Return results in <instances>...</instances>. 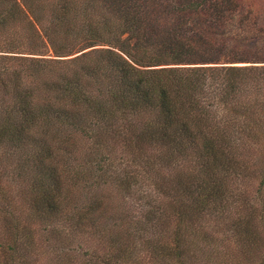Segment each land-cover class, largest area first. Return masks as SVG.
<instances>
[{
  "label": "trees",
  "instance_id": "obj_1",
  "mask_svg": "<svg viewBox=\"0 0 264 264\" xmlns=\"http://www.w3.org/2000/svg\"><path fill=\"white\" fill-rule=\"evenodd\" d=\"M51 2L21 0L20 5V0H0V27H7L8 22L20 25L16 18L19 14L33 20L28 22L29 38H39L42 29L55 57L70 54V49L65 48L72 43L70 37L77 36L74 43H80L79 51L89 49L69 60H55L53 63L65 67L52 80L45 79L44 66L40 64L48 61L33 59H28L33 63L30 67L13 68L6 82L0 80V85L6 87L3 90H12L15 95L11 108L6 105L0 114V149L9 146L17 151L9 166L16 165L14 176L8 175V169L6 174L5 170L0 173V221L7 224L4 228L0 226V264L26 263L14 225L22 209L28 212L29 221L33 218L48 225L57 220L67 222L71 238L95 237L99 220H106L102 201L92 198L73 207H67L66 203L70 187L83 190L97 183L113 186L122 197L131 196V188L141 189V185L155 195L160 194L153 205L150 194L145 195L141 213L140 230L148 228L159 233L158 240L144 242L140 249L148 264H191L190 259L196 264H264V206H255L257 200L251 201L246 192L251 185L246 183H255L253 176L258 168L262 175L257 176L256 186L261 190L255 194L264 190L263 164L258 166L253 161L249 167L252 170L247 171L244 161L236 158L242 155V148L230 149L235 147L233 139L239 134L254 140L256 129L264 127V102L255 95L264 88V59L253 61L261 66L248 69L212 66L241 61L245 56L224 43L231 37L238 38L230 35L231 14L241 8L250 12L251 3L246 0ZM43 8L50 13L47 25L37 17ZM230 20L225 32L221 28ZM207 24L210 27L206 31ZM79 25L87 31L75 32ZM52 27L57 29L53 31ZM59 29L63 35L57 38L54 32ZM9 35L13 37L10 49L20 51L16 33ZM98 45L105 48H93ZM5 53L13 56H0V66L27 59L17 57L15 54H21L18 52ZM69 64H77L80 69ZM4 69L0 72L8 74ZM81 77L96 84L94 93L97 92L99 100L88 102L90 97L82 87ZM23 78L28 79L27 85ZM215 95L222 108L217 110L224 114L220 119L215 118L213 110ZM242 98L252 102L244 103ZM71 108L77 109L80 135L91 134L92 127L98 124L106 128L107 139L111 140L117 138L110 135L121 129L124 124L121 120L139 122L142 127L139 132L132 125L121 131L123 146L130 148L134 159H141L144 155L141 146L149 143L163 149L158 167L163 161L168 165L177 157L185 159L190 152L196 160L184 166L182 174H154L151 182H139L140 175L129 170L122 175L103 172L98 176L99 182H87L91 169L81 176L74 173L67 155L59 159L63 153L77 150L76 144H71L73 137L61 135L65 132L61 127L66 125L63 118H68ZM89 108L90 121H86L84 109ZM237 116L244 121L238 124ZM33 128L50 137L39 142L29 138ZM93 137L92 143L100 147L101 142L96 141L98 133ZM26 171H34L35 175L23 188L17 179L20 177L22 181L21 175ZM20 188L22 191L14 195ZM168 196L175 200H167ZM67 234L64 236L68 238ZM130 246L109 239L106 246H99L97 254L96 248H89L83 254L88 258L82 264H96L103 256L102 264H124L126 258L138 257L137 249L136 254ZM79 248L76 245L72 250L78 254ZM56 250L52 260L58 258V264L71 261L67 254L63 255L62 247ZM42 251L45 253V248Z\"/></svg>",
  "mask_w": 264,
  "mask_h": 264
},
{
  "label": "rangeland",
  "instance_id": "obj_2",
  "mask_svg": "<svg viewBox=\"0 0 264 264\" xmlns=\"http://www.w3.org/2000/svg\"><path fill=\"white\" fill-rule=\"evenodd\" d=\"M39 2H45L52 4L51 1L53 0H38ZM82 2V0H80ZM241 1V0H240ZM247 3L250 2L249 10L250 12L243 11L244 9L241 8V10H238L237 12L231 14L232 19V33L230 35H236L238 38H233L225 40V47L232 46L233 48L236 47V51L244 52L245 56L237 57L242 58L241 61H237L234 63H228V64H212V66H225V67H238V68H244L248 69L251 66H261L262 64L254 63L256 59H264V0H246ZM51 2V3H50ZM21 5V0H20ZM7 10V9H6ZM247 11V10H246ZM5 15L6 13L3 12ZM50 13L48 12V9L45 8L39 10V17L42 19V23L45 21L48 22ZM16 18L18 22H20V25H16L14 23H7V27H0V56H13L12 53H5L7 51L15 52V53H21V54H15L17 57H25L27 58L26 61H18V62H9L6 65L0 66V71L4 69V73L8 74H2L0 72V80L6 82L5 80H8L11 76V69L13 68H28L31 66V63L28 59H33L35 61L38 60H46L48 63H43L42 61L40 64L44 66V77L45 79L52 80L58 76V74L61 72L62 69H64V64L59 65L55 62V60H69L72 59L81 53H84L88 51L89 49H83L79 51L80 43H77L74 41L77 40L76 37H70L69 39L72 40V43L65 46L66 49H70V54L65 57H55L51 48L50 43L48 42L47 38L41 33L38 32V35L40 36L35 40V38H29V35L26 34V31L29 29L28 22L32 20L27 17L25 18L22 15L16 14ZM8 21H11L10 18H7ZM78 17L75 18V20L78 23ZM230 19V17L227 19V21ZM226 21V22H227ZM7 22V21H5ZM33 22V20H32ZM45 22V23H46ZM224 24V27L221 28L222 30L228 31L229 24ZM47 25V23H46ZM206 27V28H205ZM205 30L207 31V28L210 26L207 24L205 26ZM36 28V27H35ZM53 31L57 29V27H52ZM75 32H82L84 33L86 28H81V26H77L74 28ZM8 31V32H7ZM16 33V37H18L19 44L17 46L20 51L14 50L12 51L10 49L9 43L13 41L12 35H9L11 33ZM230 32V30H229ZM63 35L62 29H59L58 32H54V36L57 38H60L59 36ZM124 36L122 37V39ZM227 38V37H226ZM230 38V37H229ZM69 40V41H70ZM77 43V44H76ZM94 49L98 48H105V46H95ZM228 50V49H227ZM36 51V52H35ZM245 58V59H244ZM68 66L76 68V70H79L80 67L77 64H69ZM195 66H202V64H195ZM168 67V66H166ZM71 69V68H70ZM41 72L39 71V76ZM8 77V78H7ZM47 80V81H48ZM81 81L86 88V91L90 97L88 100L89 103H92L96 100H99L97 98L96 93L94 91L96 90V84H92L90 81L85 80L81 77ZM25 85L28 83L27 78H23V81ZM264 86V85H263ZM6 87H2L0 85V114L6 109V105H8L7 109L12 106V102L15 100V95H13L12 90H3ZM214 88V87H213ZM209 89H212L209 87ZM257 97L260 96V99L264 102V88L259 94H255ZM214 98V96L212 97ZM211 98V99H212ZM245 98V97H244ZM217 99V102H216ZM215 103V108L213 110L215 111V118H222L224 115L223 112L217 108H221V104L215 95V98L213 99ZM244 103H250L251 100L245 101L243 98L241 100ZM9 108V109H10ZM86 108V107H85ZM222 109V108H221ZM76 108L70 109V114L68 118H63L64 122H66V125H62V129L65 132H61V135L67 134L70 137H73L71 144H76L77 150H72L69 152L63 153V155L59 156V159H65L68 162H70L71 168L73 169L75 174H80L83 176L84 172L87 169H91L90 171V178L87 182H99L98 176L104 172L105 175L115 174V175H122L127 170L132 171L135 173V175L139 176L138 181L145 182L146 180L148 182L153 181L154 174L155 176H166L167 174L173 173V172H179L183 173L185 167L189 165V162H194L196 158L190 153H188L189 156H186L185 159H182L181 157H177L172 163H169L168 165H164L165 161L161 164L160 167L157 166V163L160 162L159 160H163L162 153L163 149L159 146L151 145V144H143L141 146V151L144 152V155L139 158H132L133 154L127 147L123 146L125 142L122 141L121 138V131L125 130L128 126H131L135 129L136 132H139V130L142 128L139 125V122H135V124L125 120H121L122 127L121 129H117L116 132L112 133L110 136L111 138H114L115 135H117V138L108 140L109 134L106 133V128L101 125H94L92 127L91 134L87 135H80L79 133V124L76 122ZM91 108L84 109V115L86 121L89 120V114H90ZM88 112V113H87ZM226 114V113H225ZM257 121L259 120L260 116L257 115ZM263 116V115H262ZM238 124L242 123L244 120L241 116H237L236 118ZM69 123V124H68ZM120 123V124H121ZM71 124V125H70ZM70 125V126H69ZM71 128V129H70ZM246 129L250 130L251 127H247ZM38 129L33 128L30 132L29 138H33L35 141H40L42 138H49V135L43 136V134L40 131H36ZM256 139H250L249 136L246 135H238L233 139L234 146H231L230 149L235 151V148H242V155L236 156L237 159L243 160L245 165L244 168H248V170H252V168H249L251 166V163L253 161L258 162L259 164L262 162L264 168V133L259 135L258 133L264 132V127L260 126V130L256 129ZM97 132L98 138H96V141L101 142L100 147H96L92 141H93V134ZM241 136V137H239ZM239 138V139H237ZM32 140V139H31ZM231 144V143H230ZM17 151L14 150L13 147L9 146H3L2 149H0V173L4 172L6 174V170L8 169V175L11 173V176H14V172L16 170V165H11L13 162V159L15 158V153ZM249 152V153H248ZM144 158V159H143ZM235 159V158H234ZM92 160H96L95 164L91 163ZM170 165V166H169ZM185 166V167H184ZM184 167V168H183ZM152 170V171H151ZM246 171V170H245ZM255 171V170H254ZM251 172V171H249ZM144 173H147L148 176L143 175ZM245 174V173H244ZM35 172L33 171H26L23 172V175H21L22 181L17 179L20 184L23 186H26L28 182L34 177ZM262 172L261 169H257L254 174V181L251 183H246V186H249L247 188L246 192H249V197L251 198V201H255V206H264V190L261 192V194L256 195L255 192H258V189H260L259 186H256L258 183V177H261ZM142 176V177H141ZM147 177V178H146ZM244 183L246 182L245 176L243 177ZM146 184V183H145ZM253 184V186H252ZM92 185V184H91ZM145 188H147L145 190ZM131 196H124L120 193H118L113 186L110 185H99L97 183L96 185L87 186L83 190H77L72 187H70V193L67 197V207H73L79 206L85 202H88V200L92 198H98L102 201V207L101 210L104 213V217L106 220H99V226L97 227L99 232L90 240H86V238L77 239V238H71L72 235H68L67 233L70 232L69 227H67V222H61L60 220H57V223H54V225H48L44 222L33 220V218L29 221L28 219V212H25L26 210L22 209L23 213L18 217L17 223L14 224L15 227L18 229L15 234L17 240L20 243V248H23V258H25L26 263L25 264H58V258L53 259L52 257L54 254H57L56 248L62 247L63 248V255L67 254L71 261H66L61 264H82V260L85 261L86 256L85 252L89 250V248H96V254L100 251L97 249L99 246H106L107 241L109 239H117L121 243L126 245H131L130 247H133L131 250L135 252L137 249L138 257L135 259L134 256H130L126 258L124 264H135L137 261L140 264H148L147 261L143 260L144 253L140 251V249L144 246V242H154L155 240H158V232H151L148 228L142 229L143 224L140 222L141 219V213H144V203L147 199L148 193L150 194L153 201H148L153 205L155 202H157L158 198H160V194L157 193V195L153 194L148 187L145 185H141V189L138 187L131 188ZM155 189V188H154ZM22 191V188L17 189L14 192V195H17L19 192ZM258 196H261L257 199ZM167 198V197H165ZM163 198V199H165ZM173 199V197L168 196L167 200ZM171 204H169L170 206ZM1 206V204H0ZM146 210V209H145ZM25 212V213H24ZM0 226L4 228L7 226V224L0 221ZM1 230V229H0ZM57 233V234H56ZM71 233V232H70ZM68 235V238L64 235ZM59 235H63V238H61ZM4 239V237H2ZM220 239V238H218ZM70 240V241H69ZM44 244V247H43ZM76 245L80 246L81 249L80 253L76 254L73 248L76 247ZM137 247V248H136ZM42 248H45V253H43ZM47 251V252H46ZM45 254V255H44ZM101 253L98 254V256ZM45 256V257H43ZM50 257V260H49ZM105 256L102 258L97 259L95 262L96 264H102V259H104ZM0 255V260H1ZM35 260H37L35 262ZM191 264H196L193 259H190ZM118 264V263H117ZM248 264V263H247Z\"/></svg>",
  "mask_w": 264,
  "mask_h": 264
}]
</instances>
